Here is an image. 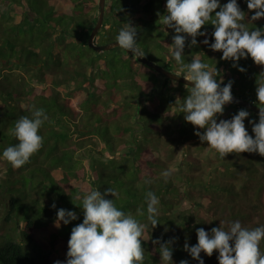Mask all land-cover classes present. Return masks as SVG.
<instances>
[{"label": "trees", "instance_id": "trees-1", "mask_svg": "<svg viewBox=\"0 0 264 264\" xmlns=\"http://www.w3.org/2000/svg\"><path fill=\"white\" fill-rule=\"evenodd\" d=\"M98 2L0 0V264H66L71 228L83 221L84 195L108 187L116 196L107 199L148 225L145 264H165L152 240L171 237H178L173 264H199L183 248L185 242L197 243L196 228L210 231L223 221L227 230L236 220L248 229L264 225V157L244 152L221 158L194 134L205 129H194L180 113L191 86L119 46L90 47ZM237 3L249 29L264 28V18L251 21L247 0ZM165 6L166 0H106L95 44L115 39L130 22L145 56L180 73L170 52L174 30L163 24ZM201 30L214 42L213 25ZM205 38L197 37L192 47L191 37L186 39L184 63L199 57L220 71L224 84L234 81V95L255 103L264 65L241 58L247 71L240 72L221 59V51L201 43ZM33 106L49 118L39 130L43 146L29 163L13 169L2 153L18 143L14 125L22 116L31 118ZM241 108L250 112L245 126L254 137L248 121L258 122V114L248 108L227 104L217 121ZM167 169L174 171L165 182L161 173ZM148 191L160 200L154 229L147 220ZM60 208L75 211L78 219L57 228ZM260 249L264 252V241ZM200 255L204 264H219L215 250L211 257Z\"/></svg>", "mask_w": 264, "mask_h": 264}, {"label": "clouds", "instance_id": "clouds-1", "mask_svg": "<svg viewBox=\"0 0 264 264\" xmlns=\"http://www.w3.org/2000/svg\"><path fill=\"white\" fill-rule=\"evenodd\" d=\"M165 7L167 15L164 16L163 24L175 33L172 36L171 56L185 80L193 85L180 105V113L184 114L185 122L193 125L194 129H205L203 132L196 130L194 134L201 142H207L208 147L221 158L230 153L244 152L258 153L264 157V107L258 106V122L251 119L248 121L252 125L254 137L245 126V120L250 116L247 109L241 108L231 119L217 121V115H223L225 105L233 102L234 81L229 80L224 84L220 71L216 67L211 68L199 57H193L187 64L183 61L186 39L191 37L189 46L192 47L197 46V37L204 36L206 38L201 43L213 51H221V59L232 61V67L240 72L247 71L238 63L241 58L247 59L250 56L256 65H264V28L251 30L243 23L246 13L241 10L237 0H228L223 5L220 0H166ZM247 8L254 12L251 21L264 18V0H247ZM209 23L214 26L212 43H209L206 31L201 30ZM115 39L121 49L134 56H145L137 43V27L130 22L119 30ZM260 75L264 76V71ZM256 96L255 103L264 105V79L256 80ZM48 119L44 109L33 106L31 118L22 116L16 121L13 135L18 143L6 147L2 153L3 159L13 169H20L29 163L30 158L42 148L44 138L39 130ZM173 171L167 169L161 173L165 182ZM151 182L145 180L146 184ZM109 194L116 196L111 187L103 192L90 190L84 195L80 205L83 221L71 228L66 264H145L143 241L148 225L117 208L113 199L106 198ZM145 199L147 220L154 229L159 223L160 200L152 191L146 193ZM52 208H56L55 203ZM56 215L57 228L61 222L68 225L78 219L75 211L64 208L58 209ZM223 223L220 221V226L212 227L210 231L203 227L196 228L197 243L189 246L185 242L184 250L199 264H204L201 252L211 257L214 250L218 252L219 264H264V252L260 249L264 241V225L248 229L236 220L225 230ZM165 231L168 229L165 228ZM177 240L178 237H171L167 241L161 238L152 240L154 245H159L160 258L165 264H173L172 245ZM54 264L65 262L56 260ZM179 264H188V261L181 260Z\"/></svg>", "mask_w": 264, "mask_h": 264}, {"label": "water", "instance_id": "water-1", "mask_svg": "<svg viewBox=\"0 0 264 264\" xmlns=\"http://www.w3.org/2000/svg\"><path fill=\"white\" fill-rule=\"evenodd\" d=\"M105 1L106 0H99V2H98V4H99L98 17H97V20H96V22H95V24H94V26H93L90 34H89V37H88V45L90 47L94 48L97 51H99V50H107V49H110L112 47L118 46L116 39L108 41V42H104V43H99V44H95V42H94V39H95L99 29L101 28L102 22H103V19H104ZM138 59L141 62L152 66L154 69H156L157 71L161 72L162 74H164L168 78H171V79H174L176 81L182 82V83L187 84L189 86H193L192 82H189V81L185 80L183 74H180L178 72L169 70V69L157 64L156 62L150 60L146 56L138 57ZM175 74H179L180 76H176ZM233 98H234L233 99V103H236V104H238L240 106L248 108L251 111H253L256 114H258V112H259V107L258 106H260V105H257L251 100L239 97V96L234 95V94H233Z\"/></svg>", "mask_w": 264, "mask_h": 264}, {"label": "rangeland", "instance_id": "rangeland-1", "mask_svg": "<svg viewBox=\"0 0 264 264\" xmlns=\"http://www.w3.org/2000/svg\"><path fill=\"white\" fill-rule=\"evenodd\" d=\"M114 40V39H113ZM111 41V40H110ZM108 42V41H107ZM104 43V42H103ZM147 57V56H146ZM148 58V57H147ZM150 59V58H149ZM150 60H152V59H150ZM152 61H154V60H152ZM154 62H156V61H154ZM157 63V62H156ZM157 64H159V63H157ZM159 65H161V64H159ZM162 66V65H161ZM164 67V66H163ZM166 68V67H165ZM168 69V68H167ZM170 70V69H169Z\"/></svg>", "mask_w": 264, "mask_h": 264}]
</instances>
